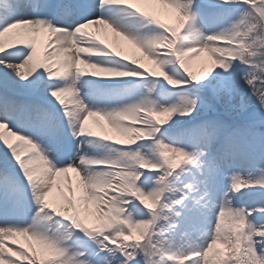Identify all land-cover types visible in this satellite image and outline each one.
<instances>
[{
    "label": "snow or ice",
    "instance_id": "1",
    "mask_svg": "<svg viewBox=\"0 0 264 264\" xmlns=\"http://www.w3.org/2000/svg\"><path fill=\"white\" fill-rule=\"evenodd\" d=\"M141 2L175 9L177 26ZM117 7L158 30L143 37L121 30L105 15ZM209 20L215 30L205 32ZM92 26L140 49L159 72L135 60L121 65L117 58L128 59ZM38 30L48 32L59 71L38 60L30 35ZM200 52L213 59L197 76L189 62ZM61 72L64 78L53 79ZM85 77L148 84L134 101L101 108L81 95L91 83ZM167 89L180 90L178 103L161 102ZM71 95L70 109L64 97ZM90 117L126 138L93 131ZM0 129V145L18 169L0 168V264H264V202L236 203L249 190L264 199V0H0ZM69 133L79 143L64 159ZM89 138L121 147L114 157H91ZM22 151L32 154L22 158ZM69 172L80 177V199L97 205L92 226L80 212L48 202L57 177L73 193ZM17 235L35 240L49 258L10 240ZM220 242L228 253L213 252Z\"/></svg>",
    "mask_w": 264,
    "mask_h": 264
},
{
    "label": "bare ground",
    "instance_id": "2",
    "mask_svg": "<svg viewBox=\"0 0 264 264\" xmlns=\"http://www.w3.org/2000/svg\"><path fill=\"white\" fill-rule=\"evenodd\" d=\"M137 7H140L142 10L144 11H148L151 14L155 15L159 20H161L163 23L168 24L172 27H176L178 24V18H176L174 21H171L169 19H167L166 17H163L159 11H157L158 9L155 10V7L153 5H151V2H141L138 3L136 5ZM117 9H120L117 7ZM113 8L109 9L105 15L106 18L109 19L112 23H114L115 26H117L118 28H120L121 30H123V25L121 23H119L118 19L115 18L113 15ZM127 17V21L132 22V20H139L141 21L143 24H146L147 22L144 21L142 18L138 17L137 15L133 14L131 12V10L129 9H125V13H124ZM146 28H143V30L139 33L138 32V36H144V31ZM105 29L103 28V26H92L89 31L93 32L95 34V36L97 37V39L103 40L105 44L108 45V47L114 51L119 53L121 56L126 57L128 59L129 62L127 61H122L120 60V58H117L120 61L121 65H127L130 64V62L132 60H135L137 62V65L139 64H143L145 69H148L150 72L151 71H157L159 72V69L156 67V65L144 54L141 52H138V48H134V45L123 41V38L118 39V37H116L115 35L112 37L109 36H104L102 37V32ZM158 29L155 28V26H152L151 28V33L153 31H156ZM124 31V30H123ZM204 31V29H203ZM206 32V31H205ZM31 38L34 39L35 41V45H36V50H37V58L39 57V53L42 51L43 48H45V53L46 55H49V53L52 51L51 48L48 47L50 40H49V34L46 30H38L36 32H33L30 34ZM107 38V39H105ZM11 39V34L6 35L4 37V41H5V47L8 46V43ZM68 55H71V53H69ZM207 52H200V55L197 57V61H202L203 59H206L207 57ZM48 58L50 56H47ZM40 62L45 63L44 60L42 59H38ZM54 63L49 64V63H45L47 64L49 67H51L53 69V71H59L60 70V65L59 62L56 59L52 60ZM192 62L196 63V60H193ZM80 67L84 68L85 66L81 65ZM27 68L22 69V71H26ZM91 69H86V72H91ZM64 78V74L63 72H61L60 76H55L53 77V79H62ZM87 81H91V83L87 84V85H92L94 87L93 92H95L96 94H100L102 92H104L105 90L108 89H115L116 91H125L127 86L130 87H136L138 85H147L148 84V80L146 78H119V79H100V78H95V77H85ZM143 79V83H141V80ZM41 89H43V85H41ZM176 91H180L179 89H176ZM85 93L87 95H85ZM81 95L84 96V99L87 100L90 97V93H87V91H85L83 89V87L81 88ZM74 96V95H73ZM68 96L64 97V100L67 98ZM177 100L178 98L175 97ZM177 103L179 101H176ZM66 101H65V105H66ZM90 106H97L96 103H92V102H87ZM68 104V103H67ZM68 106H70V104H68ZM57 108H59V105H56ZM235 115V114H234ZM92 118L90 117L88 119L87 122V127L91 128L93 131L98 132V133H107L108 135L114 137V136H121L122 134L119 132H110V127L105 125V130H100V129H96L93 124H92ZM101 119H103L102 117H99ZM226 119L229 120H233V121H239L242 118H238V119H234V118H227ZM104 120V119H103ZM105 121V120H104ZM0 131H6L5 129H0ZM83 138V137H82ZM81 138V139H82ZM9 141L10 143H12L14 146L17 145L19 142L17 141V139L15 137H9ZM68 142L69 144V150L67 152V154H63V157H65L64 159H67L68 157H72L75 156L77 148H76V142L77 141H73L70 137V133L67 134V139L65 140L64 144ZM108 147L110 149H113V146L118 147L117 145H113L110 142L104 141ZM92 148V146H91ZM95 149L93 148V151ZM86 151L88 153H90L91 151L86 149ZM64 152V151H63ZM32 153L28 152V151H22L21 155L22 158H26L28 156H30ZM104 156H107L104 152H103ZM15 165V161L11 160L10 154L8 153V150L3 146L0 145V168H4L7 167L9 169V171L12 172H18V169H14ZM67 177L69 179V182H71L74 186V190L73 193H69L67 191V188L65 187L64 181H63V176L61 177H57V183L52 185V190L49 193L47 199L48 202L56 207L58 210L60 211H64L66 212V214L68 215H72L76 212H80V214L84 213V214H92L91 212L97 209V205L95 202L89 201L87 203H85L86 207L85 208H80L79 203L77 204V198L80 196V189H79V176H77V174L75 172H69L67 173ZM82 191H84V189H82ZM65 196H68L70 199H72L73 203L72 204H68L67 201L64 199ZM261 202H264V199H262V197L260 196L259 193L254 192V191H245L242 192L241 194H239V197L236 201V203L239 206H256L258 204H260ZM77 204V206H76ZM79 205V206H78ZM96 205V206H95ZM95 207V208H93ZM158 207V206H157ZM227 220V218H226ZM29 222H30V217H29ZM92 222H96V221H91ZM51 223V222H48ZM93 225V224H92ZM18 245H23V247L29 251H31L28 247V245L30 243H35V247H37L38 249V254H39V258L40 259H47V257L50 255L40 244H38L35 240H32L30 237H25V236H14L12 237ZM31 240V241H30ZM219 251L220 253H228L229 252V248L223 243H217L214 246L213 252ZM212 255V253H210V256ZM23 264H28L27 261H24Z\"/></svg>",
    "mask_w": 264,
    "mask_h": 264
},
{
    "label": "rangeland",
    "instance_id": "3",
    "mask_svg": "<svg viewBox=\"0 0 264 264\" xmlns=\"http://www.w3.org/2000/svg\"><path fill=\"white\" fill-rule=\"evenodd\" d=\"M151 5H153L155 7V10L158 9L157 11H159V13L163 17H166L167 19H169L171 21H174L177 18V17H175V15L171 16L169 14L168 9H172L169 5L161 4V3H157V2H151ZM112 11H113V14H114L113 16L115 18H117L119 23H121L123 25V30L124 31H126L128 33H131V34L138 35V32L140 33L143 30V28H146L145 31H144V33H145L144 36L151 34L152 25L146 26V24H143L139 20H132V22L127 21V19H126L127 16L124 14L125 13V9L113 8ZM207 23H208V27H205L204 31L210 32V31L215 30L212 27V25L214 24V21L209 20ZM105 35L109 36V37L114 36V34L110 33V30H107V31L104 30L102 32V37H104ZM105 39H107V38H105ZM118 39H121V38L118 37ZM125 43H126V41H125ZM134 48H136V47L134 46ZM137 50H138V52L143 53L140 49H137ZM207 54H208L207 56H209V57H207L206 59H203L202 61H199V62L197 61V57L200 55V53L195 54L193 56L192 60L189 62L190 69L197 76L201 75L212 62L213 57L209 53H207ZM45 56H46L45 48H43L42 51L39 53L38 59L42 60V59L45 58ZM193 60H196V63L192 62ZM84 79H86V78H84ZM145 86L146 85H138L136 87L127 86L125 91H123V92H121V91L118 92L115 89H108V90H105L104 92H102L100 94H96L95 92H93L94 87L92 85H85V86H83V89L85 91H87V93L91 94L90 97L87 100H85L86 102L89 101V102H92V103H96V105H98V107H101V108H112V107H116V106H118L120 104H123V103H129V102L134 101L135 99L138 98L139 94L142 91H146V87ZM179 92L180 91H176V89H167L165 92L160 94L161 102L162 103H169V104L177 103L176 101H179V100H177L175 97L178 98ZM154 98H155V94H154ZM65 101L68 104H70V107L72 106V108H73L75 106V103H76L75 95L74 96L73 95L68 96L65 99ZM67 103H66V105L68 107ZM70 107H68V108H70ZM225 117L234 118V119L242 118V117H240V116H238L236 114L235 115L234 114H229V115H226ZM159 119H164V117H159ZM97 120H99V124L96 123ZM92 124H93V126L96 129H100V130H103V131L105 130V125L108 126L107 121L106 120L104 121L103 119H101L99 117H93L92 118ZM100 125H103V129L100 127ZM110 132H116V131L113 130L112 128H110ZM70 137H71V135H70ZM113 138L117 139V140H123L126 137L121 135L119 137L114 136ZM83 139H85V138H82L81 140H83ZM89 139H91L93 141L92 148L91 147L87 148L88 150L91 151L90 153L87 152L89 156L96 157V158H104V157H108V156H113L114 157L117 154L116 152L112 151V149H110L108 147V145L104 141L100 140L99 138H89ZM77 143H79V141H77L76 144ZM113 147H114L113 149H115V148H118V147H121V146H118V147L113 146ZM93 148L95 149L94 151H93ZM103 152L107 156H104ZM63 154L66 155L67 152H63ZM97 167H99V166H97ZM79 180H80V177H79ZM79 189H80V191H79L80 196L77 198V202L76 203L77 204L79 203L80 208H85L86 207L85 202L80 199V197L82 195H84L85 192L82 191V189H83L82 186H79ZM77 204H76V206H77ZM93 208H95V207H93ZM91 213L92 214H84V213L81 214L82 217H87L86 223L89 226H92V224H95V223L98 222L97 221V209L92 211ZM91 221H96V222H92L91 223ZM136 237L139 238L138 234H136ZM34 245H35V243L33 242V243H30L28 245V247H29V249L31 251L34 250L38 254V249ZM38 256H39V254H38ZM49 256L47 257V259L49 258Z\"/></svg>",
    "mask_w": 264,
    "mask_h": 264
}]
</instances>
